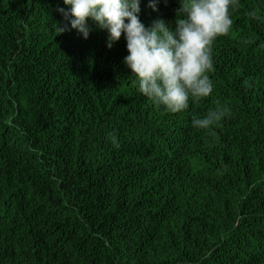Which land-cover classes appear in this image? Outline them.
I'll list each match as a JSON object with an SVG mask.
<instances>
[{"label":"trees","instance_id":"trees-1","mask_svg":"<svg viewBox=\"0 0 264 264\" xmlns=\"http://www.w3.org/2000/svg\"><path fill=\"white\" fill-rule=\"evenodd\" d=\"M0 264H264V0H0Z\"/></svg>","mask_w":264,"mask_h":264}]
</instances>
